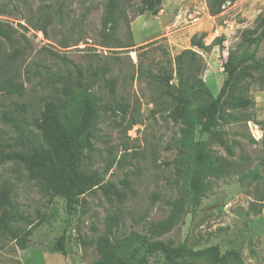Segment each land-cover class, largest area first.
Here are the masks:
<instances>
[{"label":"rangeland","instance_id":"1","mask_svg":"<svg viewBox=\"0 0 264 264\" xmlns=\"http://www.w3.org/2000/svg\"><path fill=\"white\" fill-rule=\"evenodd\" d=\"M106 1L0 0V21L16 30L12 44L0 38V63L26 88L23 97L0 101H25L34 116L43 100L63 85L75 86L79 70L100 107L92 148L82 166L102 173L104 183L121 192V197H107L97 187L68 216L65 201L47 194L23 167L0 165V184L6 179L14 184L15 207L34 221L19 220L10 235L0 237V264H92L98 257L97 239L108 228L107 217H117L110 238L120 244L132 232L151 234L181 197L185 204L177 222L156 238L194 250L218 245L222 253L237 250L245 264H264V72H254L256 79L244 82L252 105L228 110L237 119L219 128L223 143H211L229 167L224 175L207 178L197 207L189 201L186 177L171 164L178 154L179 110H173L172 100L150 74L156 63L167 64L168 58L191 47L194 35L205 33L204 43H213L211 50H195L202 57L200 77L215 96L225 79L228 52L238 49L244 30L264 18V0H227L217 15L209 14L206 0H162L157 14L141 13V0H117L111 30L101 25ZM219 39L221 44H214ZM256 56L264 59V40ZM210 102L203 96L195 103L204 108ZM250 124L260 130H250ZM0 130L16 137L1 119ZM42 216L48 220L39 223ZM64 228L61 250L56 244ZM162 260L155 253L148 264Z\"/></svg>","mask_w":264,"mask_h":264},{"label":"trees","instance_id":"2","mask_svg":"<svg viewBox=\"0 0 264 264\" xmlns=\"http://www.w3.org/2000/svg\"><path fill=\"white\" fill-rule=\"evenodd\" d=\"M226 1L206 0L209 14H219ZM161 3L162 0H141L140 11L157 14ZM117 6V0L106 1L101 22L103 29L115 28ZM15 31L12 25L0 21V38L12 44ZM205 35H194L190 48L168 58L169 67L158 62L156 71L150 72L163 86L164 94L172 100L173 110H179L180 135L175 140L178 154L171 164L186 177L185 189L194 207L205 196L207 178L220 177L228 170L229 163L214 154L211 143L215 140L223 143L219 128L229 119H237V115L228 110H241L252 105V100L245 94L244 82L256 79L254 72H264V59L256 56V49L264 40V18L259 19L256 27L244 30L238 49L228 52L223 63L225 79L215 96L200 77L202 57L195 50H211L213 43L206 45ZM214 44L220 45L221 39ZM251 46H254L252 50ZM14 55L15 52L11 57ZM77 73L75 86L63 85L55 96L43 100L34 116L29 114L30 108L25 101L10 100L6 104L0 101V119L16 134L10 139L5 131L0 130V165L12 162L23 167L29 178L39 181L47 194L65 201L68 216L74 213L83 195L97 187L107 197H121V192L113 184L104 183L102 173L88 172L82 166L85 152L92 148L100 107L89 85L80 79L79 70ZM108 84L113 85L112 82ZM25 90L18 75L0 63V98H21ZM203 96L211 99L204 108L195 103ZM120 107L125 110V106ZM249 120L245 118V122ZM13 194L14 184L8 179L3 180L0 184L1 238L10 235L19 220L34 223L15 207ZM184 202L183 197L176 200L171 216L156 224L151 234L132 232L120 244L113 243L110 238L112 227L118 224L117 217H107L108 228L97 239L98 257L92 264H148V257L155 253H161L163 264H245L234 249L222 253L218 245H212L194 250L184 243L174 244L155 237L177 222ZM46 220L48 218L42 216L39 223ZM66 233L67 228H64L57 240L56 245L61 250L64 249Z\"/></svg>","mask_w":264,"mask_h":264},{"label":"built area","instance_id":"3","mask_svg":"<svg viewBox=\"0 0 264 264\" xmlns=\"http://www.w3.org/2000/svg\"><path fill=\"white\" fill-rule=\"evenodd\" d=\"M253 129L256 131L260 130L257 124H253V125L250 124V130H253Z\"/></svg>","mask_w":264,"mask_h":264}]
</instances>
